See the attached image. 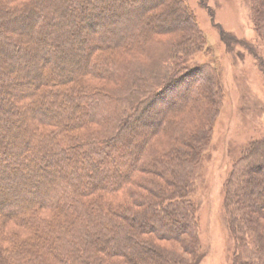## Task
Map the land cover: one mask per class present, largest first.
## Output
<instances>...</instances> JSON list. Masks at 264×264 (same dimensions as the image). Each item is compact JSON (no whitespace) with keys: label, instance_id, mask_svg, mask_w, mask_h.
<instances>
[{"label":"trees","instance_id":"1","mask_svg":"<svg viewBox=\"0 0 264 264\" xmlns=\"http://www.w3.org/2000/svg\"><path fill=\"white\" fill-rule=\"evenodd\" d=\"M127 15L124 29L103 26ZM74 16L83 26L70 24ZM251 20L264 28V0H252ZM66 27L70 49L80 55L86 47L80 62L50 46ZM96 27L97 43L82 41ZM205 47L185 0L1 3L0 264L197 262L192 194L223 92L211 64L187 66ZM165 107L171 108L151 131H136L155 124ZM18 117L22 129L15 130ZM202 121L209 122L203 131L188 127ZM121 138L142 144L119 151ZM54 155L61 160L50 165ZM128 157L133 167L125 171ZM235 165L224 199L233 264H264V138ZM10 224L27 240L4 233Z\"/></svg>","mask_w":264,"mask_h":264},{"label":"rangeland","instance_id":"2","mask_svg":"<svg viewBox=\"0 0 264 264\" xmlns=\"http://www.w3.org/2000/svg\"><path fill=\"white\" fill-rule=\"evenodd\" d=\"M185 1L196 16L207 46L201 52L193 55L187 66L211 64V68L220 76L223 87V92L219 95V110L212 122L210 145L203 155L201 167L195 180V191L192 194L200 223V251L196 258L197 262L194 264H233L235 242L228 228L224 199L226 184L235 164L252 142L264 138V28H255L253 25L251 20L252 0ZM3 2L5 0H0V5ZM72 19L70 24L73 23L78 27L83 26V23L76 20L75 16ZM128 19L127 15L118 25L107 22L103 26L111 30L124 29L128 25ZM102 27L86 30L82 41L86 44L97 43ZM71 29L72 27L69 29L66 27L62 33L63 38H57L51 42L50 46L56 51L72 53L69 58L80 62L84 59L82 56L87 53V50L86 47L82 50L83 42H78L77 46L82 50V54H75L76 52L66 44L72 40L70 38ZM222 30L228 34L226 40L221 35ZM13 35H19L18 31L14 30ZM166 40L169 39L166 38ZM30 45L34 46V44ZM29 88L27 83V89ZM187 94V92L181 94L174 106L185 101ZM170 108H163L164 114L160 111L158 114L154 113L152 121L155 124L135 127L136 131L140 134L143 131H151L159 124V115L160 118L164 117ZM207 126H209V122L204 121L203 123L202 121V123L197 122L195 126L193 124L188 127L196 131L199 129L203 131ZM13 127L15 130L22 129L21 118H16ZM160 140L162 142V139ZM3 141L4 139L0 137V143ZM20 141L16 140L14 144L19 145ZM163 141L165 142V140ZM141 144L140 140L125 142L121 138L115 148L119 147V151L121 148L125 151L126 149L139 148ZM159 147L163 146L159 145ZM161 150L165 151L166 149L163 147ZM129 158L131 157L126 159L128 166L124 169L125 171H129L133 167L132 159ZM50 159L49 164L54 165L61 160V156L54 155ZM254 162L255 160L252 163L254 164ZM88 164H90L88 160L84 162V165ZM116 169H118L116 165L112 169H108L105 176H108L109 179ZM61 172H58L57 175L61 176ZM35 183L43 189L47 187L42 180L37 179ZM4 233L11 239L27 240V232L16 224H10ZM8 241L9 245L14 242ZM162 244L169 245V243ZM170 246L173 247L171 244Z\"/></svg>","mask_w":264,"mask_h":264}]
</instances>
